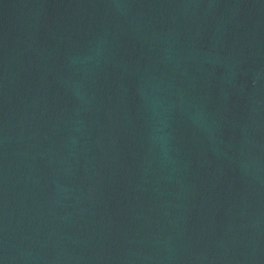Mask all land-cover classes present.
<instances>
[{
    "label": "water",
    "instance_id": "water-1",
    "mask_svg": "<svg viewBox=\"0 0 264 264\" xmlns=\"http://www.w3.org/2000/svg\"><path fill=\"white\" fill-rule=\"evenodd\" d=\"M0 264H264V0H0Z\"/></svg>",
    "mask_w": 264,
    "mask_h": 264
}]
</instances>
